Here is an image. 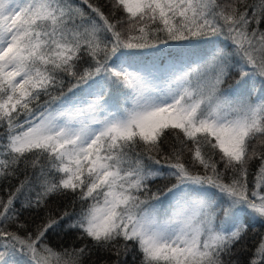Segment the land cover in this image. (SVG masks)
Masks as SVG:
<instances>
[{
	"label": "snow or ice",
	"instance_id": "1",
	"mask_svg": "<svg viewBox=\"0 0 264 264\" xmlns=\"http://www.w3.org/2000/svg\"><path fill=\"white\" fill-rule=\"evenodd\" d=\"M110 7L112 19L90 0H0V179L32 170L0 199V264H83L89 252L48 244L60 222L50 213L32 231L19 223L25 192L22 208L37 210L54 195L76 196L81 210L67 227L113 264L133 245L140 264H225L248 231L244 219L264 221V0ZM169 42L181 44L162 69L140 64V50ZM233 71L236 88L225 92ZM163 178L175 181L166 206L149 187ZM247 264H264V238Z\"/></svg>",
	"mask_w": 264,
	"mask_h": 264
},
{
	"label": "trees",
	"instance_id": "2",
	"mask_svg": "<svg viewBox=\"0 0 264 264\" xmlns=\"http://www.w3.org/2000/svg\"><path fill=\"white\" fill-rule=\"evenodd\" d=\"M90 2L97 6H100L104 11L105 15H108L109 18L112 19L110 7L112 0H90ZM226 2L227 0H218V3L220 4H224ZM83 7L85 9V12L89 11L87 9V6ZM123 15L124 14L121 11H117L116 18H120ZM222 39L223 38H221V40ZM237 78L238 76L236 72L233 71L232 75L226 80V82L222 86V89L225 92H232L236 88ZM69 86L70 80H66L64 89H67V87ZM256 87L257 89H259L258 83ZM255 94L256 97L253 99V101L258 98V94ZM260 94L264 95V93ZM52 95L59 96L60 91H54ZM49 99L50 97L42 96L41 102ZM3 131V129H0V133H3ZM174 143L175 141L173 139V136H167L165 138L164 144L162 145L163 152L168 153L170 147ZM253 143H255V141ZM137 151H140L142 155H145L143 149H137ZM257 151L259 152L264 150L257 147ZM152 155H154L156 159H161L162 164L165 163L160 154L154 152L152 153ZM215 159L219 160L218 153L215 156ZM184 160L186 162L190 160L189 153H185ZM145 163L150 166L157 167L155 165H152V162L146 159V155ZM259 163L260 161L257 159L251 162L249 165L248 183L250 191L255 187V173L258 169ZM220 167H223L222 164L220 165ZM163 171L166 174L168 170L167 168H164ZM26 175L31 176L32 170L29 168L27 169V171H25L24 166L21 165L20 170L17 172L15 177H11L8 179H0V199L6 201L9 194L15 191V189L19 186L20 182L25 179ZM174 182L175 181L171 178L155 179L149 181V187L151 189V192L159 191L161 195V200L163 201L166 198L163 193L168 187H171ZM151 192L149 193V195L151 194ZM26 195L27 192H25L24 195H21L19 199L15 202V208L19 212V223L25 224L28 230L32 231L35 230L38 225H42L46 222V214L48 213H50L53 218L60 220L58 225H55L52 229H49L46 236L47 243L50 244L53 248H79L82 245L86 244L88 246L89 252L85 255L83 264H113V262L117 259L115 255L104 251L103 249L95 247L93 242L89 238L84 237L83 239H80L79 237L82 235V233L79 229L67 227V225L71 221L77 218L81 210L80 201L76 199V196H74L72 193L69 192L67 194H58L50 197L47 201V206L45 208H41L40 210H37L35 208H22L21 205ZM32 195L34 196V193H32ZM64 212H68L70 215L61 220L60 217ZM244 223L248 225V231L244 235V238L234 246L232 254L226 255L224 257L225 264H247L248 259L252 256V253L255 250V246L259 243L261 238H264V221L253 219L252 217H246L244 219ZM12 228L13 230H15L14 225L12 226ZM141 259L142 256L140 252L133 245L132 250L128 252L127 257L121 256L119 258V261L120 264H140Z\"/></svg>",
	"mask_w": 264,
	"mask_h": 264
},
{
	"label": "rangeland",
	"instance_id": "3",
	"mask_svg": "<svg viewBox=\"0 0 264 264\" xmlns=\"http://www.w3.org/2000/svg\"><path fill=\"white\" fill-rule=\"evenodd\" d=\"M255 97H256V94H255V92H254L253 95H252V99H254ZM169 198H170V197H168V198L163 202V205H164V206H166V205L168 204Z\"/></svg>",
	"mask_w": 264,
	"mask_h": 264
}]
</instances>
